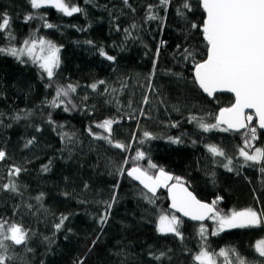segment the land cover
<instances>
[{"label":"trees","instance_id":"1","mask_svg":"<svg viewBox=\"0 0 264 264\" xmlns=\"http://www.w3.org/2000/svg\"><path fill=\"white\" fill-rule=\"evenodd\" d=\"M180 2L174 0L161 25L158 20L145 19L146 6L156 0H129L131 7L123 0H91L90 3L72 0L84 12L71 17L51 7L32 9L29 0H0V13L6 12L11 17L15 43L18 45L35 34L62 45V63L55 84L79 85L72 96L76 109L65 112L63 106L49 107L45 102L52 99L55 88L46 87L49 83L46 75L42 79L41 70L31 62L21 64L10 56L0 55V114H3L0 149L7 153V158L0 162V185L8 181L12 165L26 169L16 178L21 186L19 194L0 190V217L21 222L31 229L27 247L33 249L29 253L25 246L14 247L17 259L13 264H75L81 259L84 264H198L193 256L204 243L197 235L200 224L183 219V241L172 234H159L156 231L158 213L170 212L167 189L157 191L155 206L149 205L141 196L146 191L142 185L126 173L115 174L126 158V168L136 163L147 168L150 159L158 168L182 177L201 201L211 202L222 197L218 207L224 212L248 207L264 209V172H261L264 165L249 162L240 167L243 158L237 150L243 145L244 132H203L195 123L188 122V117L195 114L214 123L219 109L230 106L234 100L227 95H218L214 100L205 97L192 82L191 64L174 58L177 44L198 46L200 50L204 47L198 31L185 39L184 22L175 14V6ZM192 2L195 6L196 2ZM30 13H39L59 27L44 28V21L39 18L26 23L25 17ZM159 15L165 16L162 9ZM202 18L203 12L199 9L189 14L194 22ZM133 23L138 28L126 39L124 29ZM88 40L96 47L85 43ZM5 43L0 35V46ZM101 46L116 57L115 62L99 55ZM154 59L157 67L152 79L154 90L150 91L147 77L152 72ZM169 70L182 73V78L166 74ZM99 80H105L106 84L93 92L88 85ZM106 87L108 93L104 91ZM145 95L147 104L143 103ZM21 110H31L33 114L27 120L15 122L12 117ZM49 114L53 124L48 123ZM107 118L119 120L113 125L112 138L122 142L126 150L89 135V127L93 132L107 135L95 127ZM176 123L178 126H171ZM252 124L256 125L255 120ZM145 131L156 138H145ZM62 133H75V143L62 141ZM257 134L259 139L254 146L264 147V133L258 130ZM32 137L35 142L25 147ZM169 137H179L182 142L172 143ZM207 144L222 146L233 157L234 170L230 172L222 166L226 162L223 157L213 158L205 147ZM137 151L145 153L143 160L133 159ZM50 161V170L43 171V166ZM156 171L151 169L152 173ZM117 183V202L101 228L103 202L111 200ZM40 193H44L42 207L35 200ZM29 204L33 206L31 209L27 207ZM61 214L69 219L55 232L53 226ZM204 224L209 230L206 241L209 251L219 253L221 249L235 248L249 260L264 259L254 248L258 240L264 239V227L226 229L212 236L210 233L216 225L210 220ZM160 252H166L167 256L157 261L152 254ZM216 261L225 264L222 256L217 255Z\"/></svg>","mask_w":264,"mask_h":264},{"label":"snow or ice","instance_id":"2","mask_svg":"<svg viewBox=\"0 0 264 264\" xmlns=\"http://www.w3.org/2000/svg\"><path fill=\"white\" fill-rule=\"evenodd\" d=\"M91 2V0H86ZM174 0H156L154 4L146 6V17L148 21L158 20L161 25L167 19L169 8L173 6ZM32 9L39 10L44 7H51L62 13L64 16L71 17L76 13L84 12V9L72 3V0H29ZM123 3L131 7L129 0H123ZM163 10L165 16L161 17L159 11ZM197 9L202 10L203 18L200 22H194L189 19V14ZM134 12L135 9H132ZM176 16L184 22L183 31L185 39L192 36L193 32L198 31L203 41V50L198 46L189 45L182 47L176 45V54L174 58L179 61L190 63L193 68V84L206 93L208 97L215 98L217 92H228L234 95V102L230 106L222 107L215 115L214 123H209L203 115L192 114L188 117L189 123H195L196 126L203 132L212 130L239 131L244 129L243 145L238 148V156L243 158V164L240 167L248 165L249 162L260 163L264 165V147H255L254 143L259 139L258 128L264 129V0H196L195 6L192 0H181L175 6ZM43 20V27L47 29L58 28V25L47 22L45 16L39 13L33 15L28 14L25 17V22L33 19ZM138 25L133 23L130 28H125V38L128 39L135 31ZM82 30V29H78ZM117 26V31H119ZM38 31V29H37ZM0 35L6 40L3 46H0V55L10 56L21 64L31 62L41 70V78L46 75L48 84L46 87L55 88V93L51 100L46 101V105L52 108H60L63 106V111L69 112L76 109L77 105L73 103L72 96L76 93L78 84L68 83L65 85L55 84V77L58 74V69L61 66V49L62 45H57L54 41L44 37H38L35 34L21 41L18 45L15 43L16 36L12 30L11 17L8 13H0ZM138 38V37H137ZM88 45L96 47L91 40L85 41ZM163 43V41H162ZM147 47V45H145ZM100 56L108 61L115 62L116 57L109 55L101 46L98 48ZM160 53L159 47L156 49L155 56L158 59ZM199 57V59H198ZM157 59L153 60L152 72L148 75V89L154 90L152 79L156 73ZM168 75L182 78V73H174L170 70L166 72ZM105 80L94 82L88 87L93 91H97L100 85H105ZM105 93L109 92L106 87ZM113 92L115 89L112 90ZM87 100V96L84 97ZM149 102L148 96L145 95L143 103ZM246 110H251L247 112ZM31 110H21L16 113L12 119L15 122L27 120L32 115ZM141 110V115H143ZM3 114H0L2 116ZM211 115V114H209ZM254 118L257 124L253 125ZM48 123L53 124L51 114L48 117ZM119 120L112 118L104 119L102 122L96 123L95 127L103 129L107 135H102L93 132L92 127L87 129L90 136L96 140H104L111 146L126 150V146L112 138L113 125L118 124ZM0 124L3 120L0 119ZM172 127L178 126V123L172 124ZM11 127V124L8 125ZM59 127H63L60 125ZM37 131H40L37 127ZM145 138L155 139L150 132L143 133ZM75 133H62L61 139L66 143H75ZM172 143H181L179 137H169ZM35 142V137L28 139L25 147H29ZM143 142V141H141ZM195 143V141H193ZM207 151L213 158L223 157L226 162H222V166L228 171L234 170L233 157L228 156L224 148L216 144L205 145ZM7 158L5 150L0 149V162ZM145 158V153L137 151L133 158L135 161H140ZM215 162V161H214ZM50 164L43 166V171L50 170ZM128 164L127 158L123 164L116 169L117 176H123L125 173L128 177L138 181L143 189L141 192L142 198L149 204L155 206L158 189L164 187L168 189V194L171 200L169 212L161 210L158 213L156 231L159 234H172L181 241L184 239L183 219L175 213H181L182 217H188L192 221L201 222L197 235L204 242L200 246V250L193 256V260L198 264H217L216 256L225 258V264H264V259L249 260L241 255L235 248L221 249L219 253H214L208 250L206 245L209 235L208 227L203 223L205 220L212 221L216 227L212 229L210 235L216 236L226 229L235 228H256L264 227V209L257 210L252 207L243 210H231L224 212L218 207V203L222 197H216L211 202H204L188 190L185 186V181L182 177L173 176L166 172L163 168L151 162L149 159L148 167L143 168L138 163L131 168H126ZM151 169H157L155 173ZM26 169L17 165H12L8 170V181L0 185V190L9 191L12 193H20L21 186L17 179L21 172ZM261 172H264V166L261 167ZM213 177L215 173H212ZM172 182V183H170ZM88 185L85 184V188ZM119 188V183L114 185L113 196L110 201H104L105 211L100 215L99 224L101 228L107 223L111 214L113 205L117 202L116 189ZM68 196L69 193H63ZM44 193H40L35 197V200L42 205ZM29 209L33 206L27 205ZM69 217L61 214L59 221L54 224L55 232H59ZM71 231V229H68ZM31 229L26 228L23 223L16 222L10 219L0 217V264H13L17 259V254L14 247L25 246L26 252H32L33 249L27 247L31 239ZM51 242L50 238L45 237ZM98 239V237H97ZM96 241L92 242L94 247ZM256 253L260 258H264V239L258 240L254 245ZM91 251V248L89 249ZM157 261L167 256L166 252H160L159 255L152 254ZM234 256L235 259H229ZM75 264H84V260H78Z\"/></svg>","mask_w":264,"mask_h":264},{"label":"water","instance_id":"3","mask_svg":"<svg viewBox=\"0 0 264 264\" xmlns=\"http://www.w3.org/2000/svg\"><path fill=\"white\" fill-rule=\"evenodd\" d=\"M192 1H195L196 2V0H192ZM198 87V86H197ZM201 92H202V94L205 96V97H207L208 99H210V100H214V98H211V97H208L207 96V94L206 93H203V91L201 90V89H199ZM218 95H227V96H231L232 98H233V100H234V95L232 94V93H228V92H217L216 94H215V97L216 96H218ZM247 112H250L251 110H246ZM254 120H255V122H256V124H257V120L254 118ZM258 130L259 131H261L262 133H264V129H259L258 128ZM245 130L244 129H241V130H239V131H236V130H229L228 132H231V133H234V134H240V133H243ZM186 186V185H185ZM187 187V186H186ZM188 190L190 191V189L188 188ZM194 194V193H193ZM195 195V194H194ZM167 197H168V203H169V210H170V212H173L174 210H172V209H170V204H171V200H170V197H169V194H168V189H167ZM177 216H181V218L182 219H184L185 221H187V222H190V223H193V224H200L201 222H199V221H192L190 218H188V217H182V214L181 213H175ZM207 221H209V220H205L203 223H205V222H207ZM20 247H22V246H18V247H16V248H20Z\"/></svg>","mask_w":264,"mask_h":264},{"label":"rangeland","instance_id":"4","mask_svg":"<svg viewBox=\"0 0 264 264\" xmlns=\"http://www.w3.org/2000/svg\"><path fill=\"white\" fill-rule=\"evenodd\" d=\"M138 182V181H137ZM139 183V182H138ZM170 183H172V182H170ZM140 184V183H139ZM160 189H167V188H164V187H162V188H160ZM160 189H158V191L160 190Z\"/></svg>","mask_w":264,"mask_h":264}]
</instances>
